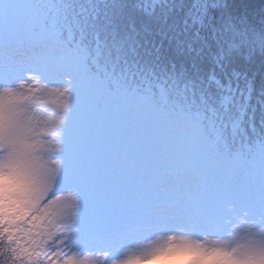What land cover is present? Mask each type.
I'll return each instance as SVG.
<instances>
[{"label":"snow or ice","instance_id":"1","mask_svg":"<svg viewBox=\"0 0 264 264\" xmlns=\"http://www.w3.org/2000/svg\"><path fill=\"white\" fill-rule=\"evenodd\" d=\"M33 8L28 0H0V29L25 42L24 63L46 75L58 70L59 83L49 88L35 71L0 69V264H95L96 258L106 264H195L225 251L188 240L123 256L129 245L120 230L149 210L175 212L193 228L222 226L225 235L241 216L264 229V181L258 196L245 194L231 177L209 176L201 162L175 155L166 144L141 149L109 136L105 124L120 108L126 86L109 90L90 70L100 51L98 46L93 55L84 43L87 18L82 24L72 17L77 40L60 18H37ZM55 90L65 98L62 105L44 99ZM49 105L60 114L44 115ZM209 143L214 156L230 150L218 137ZM226 195L244 197L251 212L230 208L221 215L217 204ZM262 253L264 244L231 255Z\"/></svg>","mask_w":264,"mask_h":264},{"label":"trees","instance_id":"2","mask_svg":"<svg viewBox=\"0 0 264 264\" xmlns=\"http://www.w3.org/2000/svg\"><path fill=\"white\" fill-rule=\"evenodd\" d=\"M28 2L37 17L44 10L48 21L60 18L77 40L72 17L82 24L87 18L84 43L93 55L100 51L90 70L109 90L126 86L107 132L117 131L132 146L129 139L152 112H173L191 121L189 153L207 173L231 177L243 193L258 196L264 181V0ZM44 99L61 105L65 98ZM57 112L49 105V116ZM217 137L230 149L222 157L209 143ZM250 224L264 237V229Z\"/></svg>","mask_w":264,"mask_h":264},{"label":"rangeland","instance_id":"3","mask_svg":"<svg viewBox=\"0 0 264 264\" xmlns=\"http://www.w3.org/2000/svg\"><path fill=\"white\" fill-rule=\"evenodd\" d=\"M33 13L35 16L37 15L36 12ZM47 14L48 12L43 10L36 17L45 19ZM26 51L27 47L22 39L7 35L0 29V58H3L0 69L7 71L11 65L12 70L16 72L35 71L38 76L43 75L47 79L49 88L59 83L60 73L58 70L53 69L50 74L46 75L38 67L24 63L23 55ZM101 82L104 84V81L101 80ZM48 95H55L58 99L63 97L59 90L51 91ZM58 102L61 105L64 103L61 100ZM41 111L44 115L49 116V106ZM191 129V121L183 118L177 119L173 112L158 109L156 113L152 112L146 125L136 131V135L130 138L129 142L132 146H138L141 149L147 147L152 150H155L160 144H166L174 150L175 155L192 157V154L189 153L192 144ZM107 133L109 136L118 135L115 130ZM46 139L51 142V145H55L57 142L54 136H49ZM49 167L55 166L50 165ZM208 175L211 176L212 173L209 172ZM217 207L221 215H228L230 208H235L240 212L245 208L240 198H232L229 195L222 196ZM120 232L124 236L121 242L129 245L124 250L123 256H143L153 247L178 245L182 241L190 240L209 249L225 250L215 252L212 254L213 258L196 261L195 264H264V253L243 256L239 259L231 255V253H236V256H240L246 249L253 247L254 243L264 244L263 233L259 235L254 232L249 220H244L242 216L234 221L231 231L225 235V229L222 226L193 228L189 227L175 212L167 210L152 212L149 210L121 229ZM95 264H106V262H102L101 258H96ZM148 264H186V262L183 260H154Z\"/></svg>","mask_w":264,"mask_h":264}]
</instances>
